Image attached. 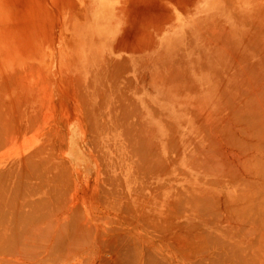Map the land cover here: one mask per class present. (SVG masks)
Listing matches in <instances>:
<instances>
[{"label":"bare ground","instance_id":"bare-ground-1","mask_svg":"<svg viewBox=\"0 0 264 264\" xmlns=\"http://www.w3.org/2000/svg\"><path fill=\"white\" fill-rule=\"evenodd\" d=\"M137 1L70 9L85 67L41 115L32 91L35 114L0 103V264H264V0ZM16 12L0 0V80ZM87 123L80 180L62 144Z\"/></svg>","mask_w":264,"mask_h":264},{"label":"rangeland","instance_id":"rangeland-1","mask_svg":"<svg viewBox=\"0 0 264 264\" xmlns=\"http://www.w3.org/2000/svg\"><path fill=\"white\" fill-rule=\"evenodd\" d=\"M16 1L18 4L19 12L9 14V15H7V17L4 16V17L8 18L7 23H10L11 25H13L14 24L13 21L16 22L15 23L16 27L14 28V30H16V31L11 32L9 34L7 32L8 36H10V37L5 39L4 48H6V49L5 50L3 49V51H2L3 53H1L2 57L5 58V60H6V64L9 63V66H7L9 68V70L7 67H6L7 69L4 70L8 74L5 77L10 79L11 77H13L15 75L16 79H10V81L9 80L6 81V80H4V78H5L4 77V78H2L3 81H2V79L0 80V86H2V87L4 86L2 88L3 90L0 89V93H1L0 94L1 95L0 96V98H1L0 103H2L3 106L5 105L6 106L5 108L9 107L10 111H14V112H9V113H12L11 115H17L21 111H27V110L29 111V113L35 114L37 111L33 110V109L31 110L30 106H29V102H27V100L30 98L29 95H31L32 97L37 98V100L39 101V102H37V104L33 103L31 106L35 107V105L39 104L38 105L39 109H38V112L36 114L41 115L42 114L41 111H43L45 109L44 108L45 105L53 104L56 101V99H54V97L50 96L52 94V92L57 93V89L61 88L62 85L65 86L64 89L67 88L66 84L68 85V81L70 80L72 83V81H73L72 78L74 76H76L77 73H80L81 69L85 67L84 66L85 63H84L83 59H81V57H80V61H78L79 65L74 62V59L77 61V53H73V51L75 50V48L77 46L75 44H73V41L65 40V38H63V35H66L67 33L70 34L71 29H73L75 26L83 25L82 22H81V24H76V23H70V20H67V14L69 13L70 9H73L78 3L81 4L82 0H80V1L74 0L75 1L74 6L72 4L73 0H16ZM137 2H138V5L140 6V8H142L143 6H146L147 4L148 5L152 4L153 0H138ZM62 5H63V7H62ZM62 9L64 10L65 15H61V20L59 22V19L56 16V13L58 11L59 12L62 11ZM42 28L43 29L45 28V29L43 30ZM66 28H68V29H66ZM52 34L55 37L57 36L56 38L53 37V39H52L53 41L50 38L45 39V40L43 39V37H51ZM22 36H24V37H22ZM18 38H21V39H18ZM16 43H18L19 45ZM71 48H73V49H71ZM7 49H8V51H7ZM41 49H42V51H41ZM12 62L14 64H12ZM33 63L35 64V66L32 65ZM22 64H24V65H22ZM31 65L33 66V68L31 67ZM34 67H36V69ZM27 68H29L30 71H32V72H29V69L27 70ZM32 69H34V70H32ZM34 71H36V74ZM1 72H3V71H1ZM16 72L18 73V75L16 74ZM32 73H34L35 75L34 74L32 75ZM130 73H128V75L131 76L132 73L131 74ZM36 77H37V79L39 78L40 82L37 81ZM13 80H14V82L17 80L15 82L16 84L13 82ZM44 80L46 82H48L49 84L46 83L44 85V82H45ZM5 81H6V83H5ZM11 82H13V84ZM41 82H43V83H41ZM55 82L58 83V85ZM38 83H40V85L42 87H40V85ZM26 85H27V88H26ZM6 86H8V88ZM18 86H20V87H18ZM45 86L49 87V88H47L48 90L45 89L46 88ZM4 88H5V90H4ZM9 89H10V91H9ZM1 91L4 93H2ZM18 91H19L20 96L18 95ZM29 91H32V93L30 92L31 94H29ZM34 91H35V93H33ZM27 94H29V95H27ZM14 96H19V97H16V99H15ZM18 98L20 99V101ZM8 99L11 102L8 101ZM21 99L22 100L24 99L25 101L24 100L22 101ZM29 100L33 102V100L31 98ZM7 102H9V103H7ZM23 102H24V105H23ZM45 102H46V104H44ZM3 103H5V104H3ZM17 104H19V106H17ZM21 104H22V106L20 107ZM15 105L17 106L15 108L16 109L19 108L18 109L19 111L14 109L13 106H15ZM40 106L41 107L43 106V107L40 108ZM46 112L54 113L51 111V109H47ZM48 116H49V118H52V117H50L52 115H45V118H48ZM32 117L34 119L35 115H32ZM53 117H54V115H53ZM53 121L54 120L52 119L51 122H53ZM52 124H53L52 126H55V122ZM89 126H90V124L87 123V128ZM85 127H86V125H84L83 127H80L77 125H72L70 128H68L67 132H68L69 136H67V142H69V141L70 142L67 145H65V142H64L62 145L64 147H66V151H67L64 154V161L70 167V170L73 172V176L75 178L76 177L78 178V175H79L80 180H82V179L83 180H87V179L91 180V179L98 176L97 171H98V165H99L98 164L99 159L96 156V155H98V151H95L96 146L92 144L93 143L92 137L93 136L97 137V138L95 137L97 140L94 139L97 144H98L97 141L99 140V138H98V134L95 131H94L95 132V135H94L92 127L88 128V129ZM89 130L91 133L89 132ZM85 133H87V136ZM90 134H91V136H90ZM58 137H59L58 135L55 136L53 144L56 145V143L59 142ZM89 138L90 139L92 138V140H90ZM86 139L88 140V142L90 140V142L88 143ZM20 141H21V136L16 137L15 143L16 142L20 143ZM84 144H86V145H84ZM89 144H90V146H89ZM92 145L94 146V148ZM63 146H61V147L63 148ZM73 147H74V149H73ZM92 149H93V153H92ZM78 171L80 173H78Z\"/></svg>","mask_w":264,"mask_h":264}]
</instances>
